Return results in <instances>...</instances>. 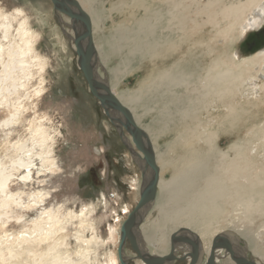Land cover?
I'll use <instances>...</instances> for the list:
<instances>
[{
    "label": "bare ground",
    "instance_id": "6f19581e",
    "mask_svg": "<svg viewBox=\"0 0 264 264\" xmlns=\"http://www.w3.org/2000/svg\"><path fill=\"white\" fill-rule=\"evenodd\" d=\"M79 2L92 20L93 36L102 32L105 27L103 17L97 15L93 0ZM125 2L114 3L111 10L122 12ZM135 6V12L131 14L144 11L147 15L135 22L125 19L124 24H120L118 30L123 32L119 36L120 44L111 38L109 51H103L106 43L103 49L95 44L100 61L95 58L94 77L98 81L103 79L109 86L110 81L102 78L104 74L98 77L97 67L102 61L107 76L110 73L107 59L112 55H122L120 64L111 71L113 81H120L122 76L131 73L139 57L156 59L153 60L156 62L155 78L151 82L145 81L136 94L125 92L127 95L120 98L111 90L132 114L134 108L147 114L144 100L156 94V119L153 121L156 126L144 132L154 145L160 175L158 190L170 198L167 203L155 201L151 205L162 216L154 221L155 234L147 235L156 237L149 239L156 254H152L149 247L147 249L139 235L138 244L142 252L151 256L167 255L172 234L176 232L173 230L184 228L180 227L184 225L199 238L196 264H208L216 236L224 235L231 241H239L224 233L232 223L243 219L254 224L264 219V124L254 121L264 109V51L240 61L236 49L239 39L264 25V0H137ZM224 21L228 23L224 24ZM208 25L213 30L210 39L205 37ZM40 37L23 9L5 12L0 7V107L5 106L10 114L0 123V129H6L5 136L9 141L15 126L23 121L29 126L26 141L19 139L14 144L9 143L17 155L8 158L10 164L5 166V159L0 158V231L5 233L0 238V264H120L118 256L108 251L106 261L100 262L97 250L92 249L95 245L101 244L104 248L109 243H117L120 237L118 226L109 228L107 238L97 235L92 219L96 211L94 205L85 206L79 215L73 213L71 217L80 221L75 233L77 247L73 258L63 234L66 226L61 219L62 207H47V194L41 190L26 194L28 204L21 198L24 192H14L16 185L19 189L45 186L47 175L61 170L50 145L55 134H50L46 126L48 119L37 114V104H34L47 92L44 76L48 64L37 51ZM180 88L184 89L183 94L179 93ZM161 102L163 106L160 107ZM29 111L34 117L28 120L25 114ZM106 111L122 130L127 124L125 119L109 108ZM140 117L137 114L135 122ZM175 119L179 128L176 141L185 154L176 166L169 167L173 168L174 176L165 183L161 179L162 166L160 159L157 160L155 141ZM244 129L247 132L242 136ZM248 132L251 135H247ZM125 142L135 150L129 136L125 137ZM167 148L168 152L176 150L174 144ZM134 157L144 171L142 191L149 185L153 171L138 152ZM168 160H171L170 156L163 159L164 162ZM15 181L19 183L14 184ZM166 205L170 209H164ZM33 208L37 213L35 219L15 215V211ZM146 211L141 213V221L145 219ZM124 212L129 215V208L125 207ZM171 219L175 220L176 226L166 230L170 222L165 220ZM18 224L28 230L19 233L12 243H8L9 238L7 243L2 241L8 236L7 230ZM88 232L91 238L86 236ZM178 237L188 240L193 236L190 232H182ZM175 248L177 255L194 251L191 244ZM262 250L264 252V246ZM234 251L245 255L242 248L234 246ZM229 255L226 250L218 249L213 264H233L228 261ZM125 257L126 260L130 258ZM188 261L190 263L191 258ZM140 264L144 263L141 261Z\"/></svg>",
    "mask_w": 264,
    "mask_h": 264
},
{
    "label": "rangeland",
    "instance_id": "374dc122",
    "mask_svg": "<svg viewBox=\"0 0 264 264\" xmlns=\"http://www.w3.org/2000/svg\"><path fill=\"white\" fill-rule=\"evenodd\" d=\"M93 2L95 3L93 4L95 6L94 9L97 10V15L99 14L103 17V24L105 26L102 32L100 31L98 32L99 34H94L95 44H97L99 48L103 49L106 43V47L103 51H109L108 48L111 50V38L114 39L117 44H120L119 36L123 32L118 30V28L120 24H124L125 19H129L130 22H135L147 15L144 11L131 14L135 12V3L137 0H126L122 12L120 13L112 11L111 9L114 3L117 5L118 2L123 3L124 0H93ZM157 4L156 2V5ZM0 7L5 12H13L16 8L23 9L29 17L32 27L41 34L40 41L37 45V51L41 56L43 55L42 57L46 59L48 64L47 74L44 76L47 92L42 99L34 101V104H37V114L40 115V117L45 116L48 119L46 126L49 128L50 134H55V139H53L54 141L51 142L50 145L53 146L54 159L58 162L61 169L55 174L47 175L45 178L47 181L45 186L40 187V185H35L28 189H19L16 185L14 187V192H24L25 194L21 195V198L23 202L28 204L29 197L26 194L31 192L37 193L41 190L47 194L45 197L47 207L56 205L62 207L61 219L64 220L66 226L63 232L65 235L66 247L70 250L71 256L74 258V252L77 247L75 243V233L76 230L79 229L78 224L80 221L79 219H71L73 213L79 215L86 205L93 204L96 211L92 215V219L97 230V235L107 238L110 233L109 228L118 226L120 236L121 224L125 218L128 217V215H125L124 208L128 206L132 210L135 206L137 197H139L138 188L142 185L143 180L142 170L126 148L122 151L118 149L117 151L106 152L120 134L113 120L107 116L104 109L89 91L88 84L79 68V56L74 41L80 38V48L82 50L85 49L86 43L85 39L83 40L85 37L83 28L76 25V29H73L70 24V19L66 17V15H55L51 0H0ZM164 8H167V5H165ZM225 23L228 22L224 21V24ZM78 28L82 31H74ZM212 31L211 26L208 25L205 32V37L207 39H210L213 35ZM73 38H75L74 41ZM105 39L109 41H104ZM220 46H222V44H220ZM236 49L240 53V61L247 60L264 51V25L258 30L248 33L243 38L239 39ZM121 56L112 55V57H108L107 64L108 71L110 68V73H108L107 76L105 75L106 66L102 61L101 65L97 67L98 77L104 74L102 78L105 79L106 77L107 81H110L108 87L120 98L124 95L126 96V93L129 92L133 95L136 94L140 86L145 83V81L148 82L150 80L151 82L156 74V59L145 56L144 58L139 57L140 61L138 60L135 62L138 64H135L134 70H132L131 73L122 76L120 81H113V74H111V71L117 64H120V60L122 59ZM99 57V53L96 52V60L100 61ZM93 65L95 68L96 63L94 62ZM260 78L263 80L262 77ZM38 80L34 81L35 86H37L38 83L36 82H38ZM101 81L103 82V79ZM178 91L179 93H184L183 88H180ZM255 97L257 98V95H255ZM145 99L144 101L146 102L144 105L148 107L147 114L144 115L140 109L134 108L133 110V115H135L134 118L137 117V114L141 115L136 123L144 131L156 126L153 122L154 119H156V94H154L153 98L149 97ZM152 100L155 103H153ZM26 103L27 102H25V104ZM28 104L29 103H27V105ZM161 106H163V102H161L160 107ZM9 116V110L5 108V106L0 107V123L9 118ZM29 117H34L31 111L25 114V118L29 120ZM176 120L177 119H175L171 127L162 134V137L157 138V141H155L156 153L158 156L157 160L160 159L159 162L162 166L161 179L165 183L169 182L174 176L173 168L169 167L171 165L176 166L179 159L185 154V150L176 141V137L178 136L177 131H179ZM254 121L264 124V109ZM250 123H252V121H250ZM28 127V122L26 121L21 122V125L15 126V132L10 137L11 140L9 141L5 136V133H8L6 129H0V158L5 159V166L10 164L8 161L9 157L17 156L12 152L9 143L14 144L19 139L21 141H26L29 138L27 131ZM246 132L247 129H244L241 135L244 136ZM125 133L129 136L126 131ZM247 135H251V132H248ZM122 143L123 142H120V144ZM171 144L175 145L176 150L168 152L169 149L167 147ZM224 145L226 146L227 144ZM169 156L171 160L164 162L163 159L166 160ZM16 176H18V174H16ZM17 183L19 182H14V184ZM169 198V195L159 192L156 201L158 203L161 201L162 203H167ZM154 209L155 207H151L146 211V216L144 214L145 219L141 221V225L144 226V231L140 229V234H138L147 249L148 247L152 249L154 252L152 254H156V250H154L151 245L152 241H149V239L154 240L156 237L149 238L147 235L155 234V229L153 227L155 224L154 221H156L155 219L158 217L162 218L158 210L156 209L155 211ZM164 209L168 210L170 208L166 205ZM19 214L26 215V218L31 217L35 219L37 217L36 209L34 208L31 210L15 211V215ZM171 220L172 221L165 220L170 222L168 224L169 228L166 230H171L176 226L175 220ZM249 221L243 219L237 220L235 223H232L231 228L225 230L224 233L231 234L232 238L234 237L239 240H232V242L234 246L242 248V251L246 255L243 256L256 264H264L262 259L264 258V252L262 250L264 246V219L257 220L254 224H251ZM19 225L21 224H18L16 228H9L6 233L8 236L2 241L6 242V239L9 238L8 243H12L16 241L19 233L28 230V228ZM29 227L31 226L29 225ZM180 227L184 228L174 229L173 231L176 230V232L172 235L178 236L182 232H190L193 237L188 238V241L191 243L199 241L197 235L187 229L186 226L182 225ZM4 235L5 233L0 231V238ZM86 236L91 238V233L88 232ZM158 237H160V234H158ZM119 244L120 237L117 243H109L104 246V248L101 244L95 245L92 249L97 250L96 256L98 260L100 262H105L107 254L109 253H113L117 257V248ZM127 245L125 246L123 257L128 256L134 258L128 261V264H140L141 260L135 259L136 254L132 250L130 244L127 243ZM195 246L199 247L197 242ZM197 250H199V248H197ZM257 251H259V253ZM178 255L182 256L181 253H178ZM126 258L127 257L124 259ZM228 261H232L230 255ZM188 262L187 260L185 262H175V264H189ZM233 264L235 263L233 262Z\"/></svg>",
    "mask_w": 264,
    "mask_h": 264
},
{
    "label": "water",
    "instance_id": "95a60500",
    "mask_svg": "<svg viewBox=\"0 0 264 264\" xmlns=\"http://www.w3.org/2000/svg\"><path fill=\"white\" fill-rule=\"evenodd\" d=\"M54 6L55 15H66L70 19V24L74 28L76 25L80 26L84 30L85 37V49L82 51L80 48V38H77L75 45L77 48V54L79 56V68L88 84V89L97 100L100 106L104 109L107 116L111 119L110 114L106 111L108 108L118 112L126 121L125 127L121 130L119 126L117 127L118 133L125 143L128 150L132 152H138L142 155L146 165L153 171L152 179L146 188L142 190L140 199L135 206V208L130 212L126 220L123 222L120 230V244L118 247V258L120 264H128V261L134 258L124 259V249L127 243L130 244L132 250L136 254L135 259L141 260L144 264H171L174 262H185L188 258H191L189 264H196L197 260V246H195L190 241L172 235L170 242V249L167 255L163 256H151L140 248L138 244V234H140L141 229V213L145 212L152 204L155 203L158 185H159V167L157 166L156 155L154 152V147L148 138L146 132L142 130L138 124L135 122V118L132 112L126 108L112 93L111 89L106 85V83L96 80L94 77V61L96 58V46L93 36V24L88 13L82 8L78 0H51ZM75 31V30H74ZM80 39V40H79ZM112 120V119H111ZM114 123V121H113ZM125 129V130H124ZM125 131L129 134L135 145V150L132 149L129 144L125 142V137L127 136ZM142 170V169H141ZM142 175L144 171L142 170ZM144 177V176H143ZM145 181V178H144ZM185 244H191L194 251L192 254H185L179 256L176 254V246H181ZM226 250L230 253V258L235 264H256L255 262L247 259L242 254L236 253L234 251L233 242L224 237V235L216 236L213 240L212 245V257L208 261V264H213L214 253L218 250Z\"/></svg>",
    "mask_w": 264,
    "mask_h": 264
},
{
    "label": "crops",
    "instance_id": "0c3cea01",
    "mask_svg": "<svg viewBox=\"0 0 264 264\" xmlns=\"http://www.w3.org/2000/svg\"><path fill=\"white\" fill-rule=\"evenodd\" d=\"M127 135V134H126ZM120 142H123V140H122V138L119 136L117 139H116V141H114V143L109 147L110 149H107L106 150V152H113V151H117L118 149H121V151L122 150H125V148L128 150V148L126 147V145H125V143L123 144V146H124V148H123V146H122V144H120ZM129 151V150H128ZM130 152V151H129ZM130 154H131V156H132V158L135 160V157H134V154H135V152H130ZM135 162H136V164H138L137 163V161L135 160ZM143 180H142V185L141 186H139V188H138V191H139V197H137V199H136V203H135V206L137 205V203H138V201H139V199H140V196H141V193H142V191H141V188H142V186H143V183H144V177L142 178ZM135 183H136V181H135ZM159 195V190H158V193H157V196ZM136 196V195H135ZM93 205V204H92ZM86 206H90V205H86ZM135 206H134V208H135ZM128 207V206H127ZM129 208V210H131V208L130 207H128ZM134 208H132V210L134 209ZM131 210V211H132ZM125 220H126V218H125ZM124 220V221H125ZM123 221V222H124ZM123 224V223H122ZM122 224H121V226H122ZM120 230H121V228H120ZM129 244V243H128ZM127 245V244H126ZM127 246H129V245H127ZM117 256H118V248H117Z\"/></svg>",
    "mask_w": 264,
    "mask_h": 264
}]
</instances>
